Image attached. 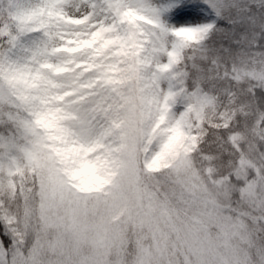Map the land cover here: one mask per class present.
Masks as SVG:
<instances>
[{
	"label": "snow or ice",
	"instance_id": "snow-or-ice-1",
	"mask_svg": "<svg viewBox=\"0 0 264 264\" xmlns=\"http://www.w3.org/2000/svg\"><path fill=\"white\" fill-rule=\"evenodd\" d=\"M0 264H264V0H0Z\"/></svg>",
	"mask_w": 264,
	"mask_h": 264
}]
</instances>
